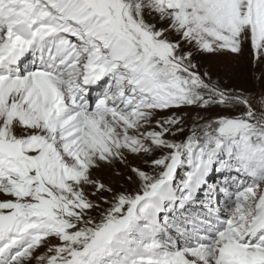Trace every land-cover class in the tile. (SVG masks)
Segmentation results:
<instances>
[{
	"label": "snow or ice",
	"instance_id": "snow-or-ice-1",
	"mask_svg": "<svg viewBox=\"0 0 264 264\" xmlns=\"http://www.w3.org/2000/svg\"><path fill=\"white\" fill-rule=\"evenodd\" d=\"M0 264H264V0H0Z\"/></svg>",
	"mask_w": 264,
	"mask_h": 264
},
{
	"label": "rangeland",
	"instance_id": "rangeland-1",
	"mask_svg": "<svg viewBox=\"0 0 264 264\" xmlns=\"http://www.w3.org/2000/svg\"><path fill=\"white\" fill-rule=\"evenodd\" d=\"M232 63L235 65L236 69L240 71V76L237 77L235 74H233V78L231 82L234 84H238L242 87H251V83L246 82L245 80L247 72L244 70L247 68V61L242 58L239 61L234 60Z\"/></svg>",
	"mask_w": 264,
	"mask_h": 264
}]
</instances>
